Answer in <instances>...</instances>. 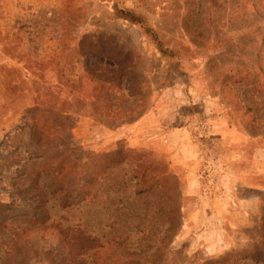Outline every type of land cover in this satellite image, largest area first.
<instances>
[{
    "label": "rangeland",
    "instance_id": "374dc122",
    "mask_svg": "<svg viewBox=\"0 0 264 264\" xmlns=\"http://www.w3.org/2000/svg\"><path fill=\"white\" fill-rule=\"evenodd\" d=\"M263 237L264 0H0V264H254Z\"/></svg>",
    "mask_w": 264,
    "mask_h": 264
},
{
    "label": "trees",
    "instance_id": "16d2710c",
    "mask_svg": "<svg viewBox=\"0 0 264 264\" xmlns=\"http://www.w3.org/2000/svg\"><path fill=\"white\" fill-rule=\"evenodd\" d=\"M116 12L123 20H126L131 25L138 27L141 35L145 37V39L155 48L161 59L171 64L179 61V58L177 56L178 51L167 47L158 33L152 27H150L146 19L142 15H140V13H138L134 9H122ZM119 91L122 93L120 89ZM232 255L233 254L223 256L221 260H224L228 256ZM237 256L240 258V260L250 258L247 256L245 257L241 254H237ZM251 260L254 262V264H264V253L257 252L256 255H253L251 257Z\"/></svg>",
    "mask_w": 264,
    "mask_h": 264
}]
</instances>
